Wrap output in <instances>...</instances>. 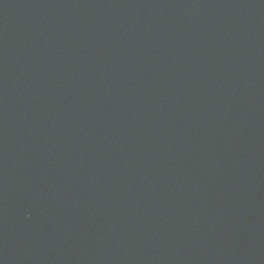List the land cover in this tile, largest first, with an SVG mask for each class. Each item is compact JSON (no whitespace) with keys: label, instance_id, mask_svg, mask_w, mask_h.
<instances>
[{"label":"water","instance_id":"water-1","mask_svg":"<svg viewBox=\"0 0 264 264\" xmlns=\"http://www.w3.org/2000/svg\"><path fill=\"white\" fill-rule=\"evenodd\" d=\"M0 264H264V0H0Z\"/></svg>","mask_w":264,"mask_h":264}]
</instances>
